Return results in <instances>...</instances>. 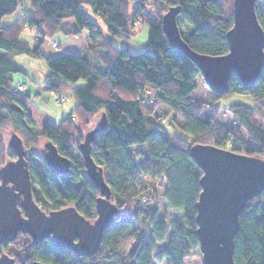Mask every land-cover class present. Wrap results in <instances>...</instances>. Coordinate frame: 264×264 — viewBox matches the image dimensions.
Listing matches in <instances>:
<instances>
[{"label":"trees","instance_id":"obj_1","mask_svg":"<svg viewBox=\"0 0 264 264\" xmlns=\"http://www.w3.org/2000/svg\"><path fill=\"white\" fill-rule=\"evenodd\" d=\"M234 0H30L32 15L9 27L2 20L18 8L16 0H0V132L9 126L19 136L29 155L33 197L49 211L75 206L94 221L96 200L100 196L87 176L79 145L82 128L106 115V128L92 144V156L102 167L112 190V202L119 215L105 232L99 251L92 257L55 248L51 240L34 244L20 234L2 251L16 264H186L200 253L197 234V207L202 190L203 171L191 158L195 144L212 145L234 153L264 159V68L255 85L244 90L232 74L228 92L220 95L209 90V101L193 97L196 79L202 77L196 64L169 44L163 29V16L180 7L177 17L180 33L190 48L200 54L222 56L229 52L226 38L233 27ZM90 14L108 26L110 39L101 32ZM256 14L264 30V0L256 4ZM148 26L144 51L133 54L129 44L118 48L115 37L131 40L136 27ZM25 28L36 30L30 46L20 36ZM86 32L91 43L89 56L76 53L45 55L46 40L59 34L79 36ZM101 40L98 42V40ZM43 60L48 72L45 89L56 95L70 94L77 105L59 124L44 122L34 130L28 111L30 93L16 90L15 74L25 73L18 57ZM203 78V77H202ZM83 80V86L76 83ZM204 80V79H203ZM205 83V82H204ZM250 95L256 107L218 101L232 94ZM167 110L169 126L176 125L190 139L170 137L157 111ZM221 109L233 118V125L218 121ZM166 119V117H165ZM245 134L246 138L243 136ZM38 138H42V146ZM45 142L72 161L66 176L53 174L45 160ZM145 145L146 150L135 146ZM16 153L0 138V167L15 160ZM145 178V179H143ZM159 184L172 212L180 220L169 224L158 220ZM129 209V214L126 210ZM133 221L142 222L136 228ZM171 232L166 247L155 254ZM235 264H264V192L249 201L240 217L235 238Z\"/></svg>","mask_w":264,"mask_h":264},{"label":"water","instance_id":"obj_2","mask_svg":"<svg viewBox=\"0 0 264 264\" xmlns=\"http://www.w3.org/2000/svg\"><path fill=\"white\" fill-rule=\"evenodd\" d=\"M258 1L234 0V24L226 35L229 52L222 56L197 53L184 41L177 22L180 7L171 8L163 16V29L171 47L196 64L205 84L217 94L228 92L232 74L237 75L244 90H250L264 68V55L260 54L264 52V30L256 14ZM106 125V115L102 114L79 145L87 176L100 193L94 221L86 219L75 206L46 212L38 205L33 197L28 151L22 139L11 134L8 146L16 159L0 167V264H16L2 251V245L14 242L20 234L30 236L34 244L51 240L55 248L78 257H92L99 251L105 232L119 215L104 171L92 156V144ZM44 148L50 171L66 176L72 161L61 156L51 142H45ZM189 154L203 171L196 204L201 262L235 264L240 217L247 203L264 192V159L202 144L192 146ZM32 264L44 263L35 260Z\"/></svg>","mask_w":264,"mask_h":264},{"label":"rangeland","instance_id":"obj_3","mask_svg":"<svg viewBox=\"0 0 264 264\" xmlns=\"http://www.w3.org/2000/svg\"><path fill=\"white\" fill-rule=\"evenodd\" d=\"M18 3V8L17 10L9 16H6L2 20V26L9 27L15 23H18V21L25 20L26 17H30L32 15V8L30 4V0H16ZM91 19L93 20L94 23L97 24L100 32H101V39L102 40H107L110 39L111 34L108 30L107 24L98 16L90 14ZM37 35L36 30L25 28V31L21 34L20 38L27 42L30 46H33L35 43V36ZM101 41L100 39L98 42ZM148 41V26L147 25H141L139 24L136 29H135V36L132 37V39L129 41L123 37H115L113 40V44L118 47H125L127 44H129V49L133 54H140L144 51V46L147 44ZM54 43H56L58 46H54ZM91 43V40L89 39L87 33L84 31L82 32L79 36H66L63 34H59L53 39L46 40L44 46H43V52L45 55H61L63 53H76V54H83L89 56V59L91 55L87 53V47ZM69 51V52H65ZM20 57V56H19ZM17 58L18 62L20 65L23 66L25 73H20V74H15L14 75V80L15 82H22L17 84L16 83V89L18 88L19 85L23 86V89L20 92H25V93H30L32 97L35 95V93H39L41 95V98L39 100L33 99V102H29L27 108L29 111V114L31 115V118L34 122V130L36 132L41 131L42 124L44 123V116H49L51 115V110L58 106H62L59 104H64V106L69 107L72 103H76V99L70 95V94H62V95H57L58 97V103L56 102L57 97L55 96H50L46 95L44 91L42 90H37V87H41V89H44L43 87V78L45 74L48 72V68L43 60L40 59H34L32 57H28L25 55H21V58ZM25 61V62H24ZM30 62L34 63V65L37 67H34L33 64ZM41 66L45 68V74L42 71ZM196 84H197V90L193 93V97L196 98L197 100L200 101H209L210 99V94H209V87L204 83V80L202 77H198L196 79ZM84 81L80 80L79 83L77 84L78 87H81L84 85ZM27 87V88H26ZM54 94V93H53ZM56 95V94H55ZM218 104L224 108L230 104H244L248 105L251 107H256V102L250 95L246 94H232L228 97H224L221 100L218 101ZM159 113V116L164 119L163 124L167 126L168 128V135L170 137L179 136L184 139H190V136L184 132L181 128L177 127L176 125L169 126V122L171 121V118H168L166 115H168L167 110L165 108L160 107L159 110L157 111ZM166 117V119H165ZM51 118V117H49ZM218 121L221 122L224 125L230 126L233 123V118L230 114L225 113L224 109H221L220 113L218 114ZM98 122V119L92 120V122L87 126L82 128L81 133L83 135L86 134V132L90 129H92L94 126H96ZM56 125V124H55ZM243 136L246 138L245 134ZM11 137V130L9 126H5L1 132H0V138L4 143H8L10 141ZM38 140L41 143L43 139L38 138ZM145 145H137L135 146L136 150H146ZM145 179V178H143ZM146 180V179H145ZM164 180L163 181H157L156 186L159 184L164 185ZM161 186V185H160ZM159 186V201H158V220L159 221H166L168 224L171 221H176L180 220V216L177 213H174L171 211V209L167 206V203L164 198V189L160 188ZM41 208L49 212L47 208H45L43 205H40ZM126 213L129 214V209L126 210ZM133 224L136 228H143L142 222H136L133 221ZM171 230L169 231V234L167 238L165 239L164 242H162L159 247L156 249L155 254H160L161 250L166 247L167 242L169 241L170 235H171ZM201 257L202 254L196 253L191 255L190 258L186 260V264H202L201 262ZM153 264H166L165 261L160 262L157 259L154 260Z\"/></svg>","mask_w":264,"mask_h":264},{"label":"crops","instance_id":"obj_4","mask_svg":"<svg viewBox=\"0 0 264 264\" xmlns=\"http://www.w3.org/2000/svg\"><path fill=\"white\" fill-rule=\"evenodd\" d=\"M65 52H69V51H65ZM19 58H21V56L19 57ZM25 62V61H24ZM31 64H33L34 65V63H32V62H30ZM34 67H36L35 65H34ZM37 68V67H36ZM41 68H42V71H43V73L45 74V68H43V66H41ZM17 84H19V83H22V82H20V81H18V82H16ZM79 83V81L76 83V86H77V84ZM43 85V84H42ZM43 87H44V85H43ZM36 89L37 90H42V91H44V93L46 94V95H50V96H55V97H57V95H55V94H53L52 92H49V91H47L45 88L44 89H41V87L39 88V87H37L36 86ZM31 97H32V95H30ZM33 99H35V100H39L40 98H41V95L39 94V93H35V95L32 97ZM32 99V100H33ZM31 102H33V101H31ZM56 102L58 103V97H57V99H56ZM59 104V103H58ZM59 105H62V106H58V107H56V108H54L53 110H51V115L49 116V114H48V116L46 117V116H44V122H49V123H51V124H53V125H57V124H59L60 123V121L63 119V118H65L66 116H68L71 112H72V110L76 107V105H77V102L76 103H72L69 107H67V106H64V104L62 103V104H59ZM49 117H51V118H49ZM218 119V118H217ZM232 125H233V123H232ZM232 125H230V126H232Z\"/></svg>","mask_w":264,"mask_h":264},{"label":"built area","instance_id":"obj_5","mask_svg":"<svg viewBox=\"0 0 264 264\" xmlns=\"http://www.w3.org/2000/svg\"><path fill=\"white\" fill-rule=\"evenodd\" d=\"M54 46L57 47L58 45H57L56 43H54ZM22 89H23V86H22V85H19L18 88H17L16 90H17V91H19V90L21 91Z\"/></svg>","mask_w":264,"mask_h":264},{"label":"snow or ice","instance_id":"obj_6","mask_svg":"<svg viewBox=\"0 0 264 264\" xmlns=\"http://www.w3.org/2000/svg\"><path fill=\"white\" fill-rule=\"evenodd\" d=\"M261 47L264 48V45H262ZM260 54H261V55H264V52H261Z\"/></svg>","mask_w":264,"mask_h":264},{"label":"flooded vegetation","instance_id":"obj_7","mask_svg":"<svg viewBox=\"0 0 264 264\" xmlns=\"http://www.w3.org/2000/svg\"><path fill=\"white\" fill-rule=\"evenodd\" d=\"M59 176H61V175H59Z\"/></svg>","mask_w":264,"mask_h":264},{"label":"bare ground","instance_id":"obj_8","mask_svg":"<svg viewBox=\"0 0 264 264\" xmlns=\"http://www.w3.org/2000/svg\"><path fill=\"white\" fill-rule=\"evenodd\" d=\"M27 88V87H26Z\"/></svg>","mask_w":264,"mask_h":264}]
</instances>
